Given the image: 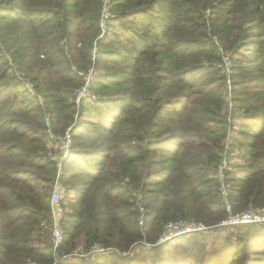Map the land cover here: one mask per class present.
<instances>
[{"label":"trees","instance_id":"trees-1","mask_svg":"<svg viewBox=\"0 0 264 264\" xmlns=\"http://www.w3.org/2000/svg\"><path fill=\"white\" fill-rule=\"evenodd\" d=\"M40 1L42 5L38 4ZM162 1L154 0L151 6ZM164 1V15L147 13L141 7L146 0L115 3L114 10L121 11V17L139 16L138 27H129L124 33L134 54L113 56L135 69L125 79L128 84L140 86L139 97L132 91L134 86H124L119 97L101 95L95 101H83L84 108L89 110L83 109L82 118L91 116L94 120L82 119L73 127L75 157L71 155L69 162L77 163L79 175L83 174L88 181L86 187H78L77 199L65 207L64 238L59 248L70 250L84 240L87 247L100 242L105 247L127 250L134 243L147 240L150 247L143 246L131 255L111 253L116 257L101 255L81 264H264V224H252L253 234L227 240L216 254L208 249L198 251L196 234L159 243V235L170 220L194 218L209 228L222 220L226 203L219 195L218 176L212 171L222 159L230 126H240L247 138L234 143L241 152L225 170L231 183L228 201L234 211L264 204V0ZM101 7L102 0H22L19 6L0 10V18L7 17L10 28L11 23H20L24 29L27 26L28 33L35 29L39 35H47L45 39L50 46L64 40L70 51L75 52L73 59L80 54L84 61L91 62L89 49L100 34ZM19 28L17 33L21 31ZM210 33L219 36L222 51L238 55L229 73L234 88L255 92L249 99L254 103L242 114L241 121L237 114L229 119L223 110L228 75L221 72L223 55ZM241 46L247 47L246 53L240 51ZM23 48L24 45L18 47ZM58 52L61 53L59 49ZM104 52L107 51L101 50L100 56ZM28 57L29 53H24L21 63ZM157 70L170 76L159 75ZM145 73L149 77L142 81ZM4 76L1 73L0 79ZM166 79L174 81L173 86L159 85ZM198 80L207 84L198 89L202 94L199 101H207L200 110L192 104L197 94L192 89ZM108 84L99 80L93 88L104 91ZM4 87L5 94L11 95V86ZM164 87L163 92L169 94L166 100L160 96ZM173 87L176 93L170 90ZM56 90L48 91L53 102H59ZM20 104L16 99L10 104V111L0 116V264H18L29 258L51 264L54 242L46 222L50 218L54 177H44V171L55 161L46 154L45 124L38 127L42 137H35L36 146L23 147L17 141L27 136L16 122L30 128L28 122L20 117L10 121L5 118L17 116L13 107ZM163 106L169 108L165 113L160 111ZM175 108L177 122H181L179 130L162 137V130L157 128L166 123L167 111ZM23 110L25 114L28 112ZM73 114L71 111L56 116L55 131L63 132L72 122ZM185 117L190 122L187 126L182 123ZM88 122L105 131L104 140L97 138L99 133H92ZM151 128L154 129L150 131ZM89 138L96 139L92 142L97 148L85 147ZM164 140L168 141L163 143ZM190 144L204 149L206 159L202 155L195 158L206 166L187 161ZM158 146L175 159L166 161L156 175H148L155 163L151 154ZM69 174L76 176L75 172ZM124 177L130 180L126 185H133L126 191L121 180ZM134 190L147 194L141 201L145 206L144 225L140 224V205L130 200ZM174 250L178 256L173 254Z\"/></svg>","mask_w":264,"mask_h":264},{"label":"rangeland","instance_id":"rangeland-1","mask_svg":"<svg viewBox=\"0 0 264 264\" xmlns=\"http://www.w3.org/2000/svg\"><path fill=\"white\" fill-rule=\"evenodd\" d=\"M116 1L117 0H102V7L99 17L100 34L95 39L93 45L89 49V52L91 51L92 54L91 62H89L88 59H85L86 61H84V58L81 57L80 54L76 59H73V55H75V52H72V50L70 51V47L66 45L64 40L60 41V43H53V45L50 46L49 40L45 39L47 35H39V32L35 31V29H33L32 33H28V31L25 30L27 26H25L24 29V26H21L20 23L17 25H13V23H11L12 28H10V25H7V23H10V20H8L7 17L0 18V28H3L0 32V74L5 73V76L0 79V116L2 115L1 117H3V114L10 111V109L12 108L10 104L16 99H18V103L21 104L17 107H13V109L17 112V116L14 115L5 119H7V121H10V119H17L16 117H20L21 119L28 122L27 125H29L30 128L22 126L20 122H16L15 124L19 129H21V131H24L27 136V138L17 140L23 147L36 146L37 142L34 141L35 137H42V135L40 134L41 130L38 127L42 123L46 125V138L44 140L47 150L46 154L52 157L53 161H55V164L49 166V168L44 171V177H54V182L52 184V187L50 188L51 193L58 186L62 189V205L64 208H68V203L77 199L75 198V195H77L78 187H86L88 181L83 174L79 175L77 163L69 162V157H71V155L73 154V127L78 123H81V121L83 120H94L93 118H91V116H86L82 118L81 115L83 109H85V111L89 110L88 108H84L85 104H83V101H95L101 95L119 97L124 92L122 89V87L124 86H134L132 91L135 90L136 96L139 97L140 86L135 85L132 82L128 84L127 80L125 79V77H130L135 71V69L128 68L127 61L121 60V58L113 57L117 53H121L123 55L134 54V52L130 49V44L127 42L124 33H126L125 31H128L129 27H133L134 25L138 27L137 19H139V16L129 15L121 17V11L114 10ZM153 1L151 0L150 2V0H146L147 3L143 4L142 6H139L145 8V11H148L147 13H157L164 15L165 1L163 0L162 2L158 3L155 7L151 6ZM40 2L41 3L38 4L42 5V1ZM20 3L22 4V0H0V10L4 9L5 7H10L11 5L19 6ZM207 13H210L209 9L207 10ZM123 26H126L127 28L123 30ZM17 27H20V33H17ZM210 38L212 39V41H214L217 46H219L218 48L221 50H219L220 54L223 55V59L219 64V67L222 69L221 72L225 75H228V78L226 76V90L223 95L225 99V106L223 110L228 113L229 119L231 118L232 114H237L239 115L238 121H241L242 114L246 112L247 108L250 107L251 103H254V100L249 99L252 98L251 96H253L255 92L244 88H234V86L232 85L233 78H230L229 76V73L231 72L229 66L235 63V60L237 59L238 55L232 52L229 53L230 51H222V43L220 42L219 36L217 34L210 33ZM22 45H24V48L18 49V47ZM79 47H82V45L79 44ZM58 49L61 53L58 52ZM239 49L244 53H246L247 51V47L245 46H241ZM101 50L107 51L104 52L106 54L100 56ZM52 51L54 52V55L51 54ZM24 53H29V57L23 63H21ZM225 56L231 57L232 62L229 66L224 63ZM124 69H126V72L124 71ZM156 73H158L159 75H168L165 76L167 78L170 76L169 73H166L163 70H157ZM141 77L142 81H144L149 76L145 73L142 74ZM99 80L109 83V86H107L104 91L97 92L94 90L93 87L95 86V82ZM165 83L167 86H173L174 81L170 79L162 80L159 82V85H163ZM6 84L7 86H11L9 90L11 95L5 94L4 92L6 88L4 86ZM206 85L207 84L205 81L198 80L196 82V85L193 86L192 89L197 93L193 97L195 103L192 104L196 106L194 108H198L199 110L205 108L207 101H199L201 99L200 97H202V94L201 92H198V89H202L206 87ZM51 88L57 89L56 93L59 95L57 101L59 102H53V100L49 99L50 94H48V91ZM164 89L166 90V88L164 87L160 91V96L162 95V98L166 100L169 97V94L167 92H163ZM170 90L173 93H176L177 91L175 87L171 88ZM14 95L16 97H14ZM238 99H245L249 101L242 103L238 102ZM213 100H215V98H213ZM210 104L209 106H211ZM23 109L28 110V112L25 114L23 112ZM166 109L169 108H167V106H163L160 108V111L162 113H165ZM71 111L74 113L72 122H70L69 126H67V128L63 132H56L53 127L54 118H56V116H60L62 113H70ZM250 112H252V110ZM177 116L178 115H176V108L167 111L168 118H166V123L157 128L162 130V137L166 138L173 132L179 130L178 127L181 122H177L179 120ZM186 118L187 117H185L182 122L185 126L189 125L190 123ZM1 124L2 123L0 122V125ZM87 125L91 126L90 129L92 130V133H99V136H97V138L104 140L103 138L106 135L105 131L101 130L97 126L95 127L91 122H88ZM230 125L231 124L229 122V126ZM152 129L154 128H151L150 131H152ZM68 131L72 135V142L70 143V145H65L66 141L64 140V137L66 136ZM241 131V127L238 125H236L235 128L230 126L228 130V136L225 140L224 151L221 153L223 155L222 159L218 162V164L212 171V174L214 176H218L220 182L218 187L219 195L224 200L225 198L222 195L221 188L226 189V191L228 192L231 183L228 181L227 173L225 174L224 172V176H220L219 168L220 165H225L227 169L233 161L237 160L241 149L235 146L234 143H237L239 139L247 138V135L243 134ZM158 137L159 135L157 136V138ZM93 140L96 139L89 138L87 140L85 146L87 147V149L89 147L91 149L97 148V146H95L97 144H93ZM166 141L168 140H164L162 142L165 143ZM188 150L190 151L188 152ZM186 152L188 153V155L190 153V156H188L187 158V161L189 163L200 166H206L204 162H201L200 160H197L195 158L196 155H202V157H205L206 159V155L204 154L203 148L195 144H190L187 146ZM106 153L107 150H105V154ZM151 156L155 160V163L151 166V170L149 171L148 175H156L157 170L160 169V167H163V165L167 164L166 161L175 159L174 155L164 151L161 146H158L156 150L152 152ZM72 157L75 156L72 155ZM70 171L75 172L76 176L72 177V175L69 174ZM121 180L124 182L125 191L128 188L131 189V186L133 187V185H126V183L129 184L130 182L129 177H124ZM45 183L46 182L42 181V184ZM145 195L147 194L144 192L134 190L133 198H138L130 199L131 201H135V203L140 205V209L142 211V216L140 218L143 219V222H145L143 214L145 212V206L144 204H141V201L144 199ZM124 196L127 197L128 194L125 193ZM225 216L226 212L222 219ZM51 217L52 212L50 210V218L48 222H46L48 223L46 225L47 227L50 225L49 223L51 221ZM174 221H186L209 227L208 225L204 224L203 222L197 221L194 218L170 220L164 226L163 231L159 235V240L166 226ZM140 224L144 225V223ZM49 228L51 227L49 226ZM254 231L255 228H252L251 225L247 224L227 228H219L217 227V225H215V227L213 228L192 232L191 234L186 235L196 234L200 245V247L197 246L199 247V249L196 247L198 251H206L208 249L212 254H216L218 251H221L225 247L224 243L227 240L238 236L249 237L251 234L254 233ZM141 242L142 243L138 241L134 243L127 250H122L118 247H110V250H108L107 252H103L96 256H90L89 258H85L82 260L75 259L71 261V264H81L83 260H93L101 255L110 256L111 258L113 256L116 257L115 255H112L113 253L118 256H128L133 254L135 250L139 251L143 246H151L150 242L147 240H142ZM95 243L101 244L100 242H94L92 245L87 247L84 244V240H80V243H78L76 247L70 250L61 251H71L74 249L89 250L93 247ZM159 243H164V241H159ZM52 251L54 260V248ZM173 254L178 256L179 253L174 250ZM194 255L197 256V254L195 253ZM18 264L43 263L29 258Z\"/></svg>","mask_w":264,"mask_h":264},{"label":"built area","instance_id":"built-area-1","mask_svg":"<svg viewBox=\"0 0 264 264\" xmlns=\"http://www.w3.org/2000/svg\"><path fill=\"white\" fill-rule=\"evenodd\" d=\"M224 59V63L229 66L232 62L231 58L229 56H225ZM231 65L229 66V69ZM64 140L66 141L65 145H70V143L72 142V135L69 131L64 137ZM225 170V165H220L219 174L221 177L224 176ZM221 190L222 195L226 201V216L218 223L217 227L227 228L246 224H264V204L249 207L240 211H234L232 208V204L228 201V192L224 188H221ZM50 201L52 217L49 226L52 228L55 256L51 264H71L72 260H82L85 258H89L90 256H96L110 250V247H105L99 243H95L93 247L89 250L74 249L71 251H61L59 247L62 244L64 238L63 219L65 217L66 211L62 205V189L59 188V186L52 192ZM140 223H144L143 219L141 218ZM205 229L210 228L201 224L190 223L186 221H174L166 226L159 241L165 242L169 239L178 236L191 234L192 232H197Z\"/></svg>","mask_w":264,"mask_h":264},{"label":"bare ground","instance_id":"bare-ground-1","mask_svg":"<svg viewBox=\"0 0 264 264\" xmlns=\"http://www.w3.org/2000/svg\"><path fill=\"white\" fill-rule=\"evenodd\" d=\"M183 236V235H182Z\"/></svg>","mask_w":264,"mask_h":264}]
</instances>
